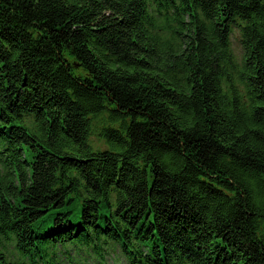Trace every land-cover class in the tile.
<instances>
[{"label": "trees", "instance_id": "1", "mask_svg": "<svg viewBox=\"0 0 264 264\" xmlns=\"http://www.w3.org/2000/svg\"><path fill=\"white\" fill-rule=\"evenodd\" d=\"M112 248L264 264V0H0V264Z\"/></svg>", "mask_w": 264, "mask_h": 264}, {"label": "rangeland", "instance_id": "2", "mask_svg": "<svg viewBox=\"0 0 264 264\" xmlns=\"http://www.w3.org/2000/svg\"><path fill=\"white\" fill-rule=\"evenodd\" d=\"M240 32L239 30H234L232 35V47L236 55L240 58L243 54V48L240 41ZM115 248H112L105 254V261L100 263L93 255H90L86 250L77 252L70 250L68 254L65 255L60 253V264H125L123 258L119 256L117 251H114ZM8 251L13 254L14 257H17V253L14 251L12 245L8 246ZM65 252V251H64Z\"/></svg>", "mask_w": 264, "mask_h": 264}]
</instances>
